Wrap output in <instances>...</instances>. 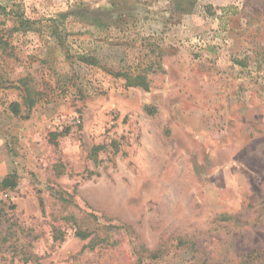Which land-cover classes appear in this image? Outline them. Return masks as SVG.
<instances>
[{
	"label": "rangeland",
	"instance_id": "374dc122",
	"mask_svg": "<svg viewBox=\"0 0 264 264\" xmlns=\"http://www.w3.org/2000/svg\"><path fill=\"white\" fill-rule=\"evenodd\" d=\"M263 97L264 0H0V264H264Z\"/></svg>",
	"mask_w": 264,
	"mask_h": 264
},
{
	"label": "crops",
	"instance_id": "0c3cea01",
	"mask_svg": "<svg viewBox=\"0 0 264 264\" xmlns=\"http://www.w3.org/2000/svg\"><path fill=\"white\" fill-rule=\"evenodd\" d=\"M264 98V97H263ZM29 153V149H25L23 151H20V154H28ZM8 161L4 156L0 155V182L9 174L10 171H12V167L10 165L7 164ZM11 167V168H10Z\"/></svg>",
	"mask_w": 264,
	"mask_h": 264
},
{
	"label": "built area",
	"instance_id": "2783aa9c",
	"mask_svg": "<svg viewBox=\"0 0 264 264\" xmlns=\"http://www.w3.org/2000/svg\"><path fill=\"white\" fill-rule=\"evenodd\" d=\"M13 200V197L10 193L4 192L0 194V206L4 203H9Z\"/></svg>",
	"mask_w": 264,
	"mask_h": 264
},
{
	"label": "trees",
	"instance_id": "16d2710c",
	"mask_svg": "<svg viewBox=\"0 0 264 264\" xmlns=\"http://www.w3.org/2000/svg\"><path fill=\"white\" fill-rule=\"evenodd\" d=\"M136 79H137V81H141L142 78H141V77H136ZM134 86H140V87H143L145 90L147 89V87L144 86V84H142V83H140V82H139V83H137V82L134 83ZM77 235H78L79 237L83 238V239L86 238V236H85L83 233H78Z\"/></svg>",
	"mask_w": 264,
	"mask_h": 264
}]
</instances>
